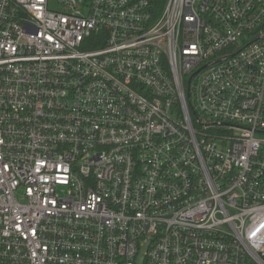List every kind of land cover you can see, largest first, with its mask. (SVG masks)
Instances as JSON below:
<instances>
[{
  "label": "built area",
  "instance_id": "built-area-1",
  "mask_svg": "<svg viewBox=\"0 0 264 264\" xmlns=\"http://www.w3.org/2000/svg\"><path fill=\"white\" fill-rule=\"evenodd\" d=\"M0 264H264V0H0Z\"/></svg>",
  "mask_w": 264,
  "mask_h": 264
},
{
  "label": "trees",
  "instance_id": "trees-1",
  "mask_svg": "<svg viewBox=\"0 0 264 264\" xmlns=\"http://www.w3.org/2000/svg\"><path fill=\"white\" fill-rule=\"evenodd\" d=\"M149 1L156 14L159 13L164 8L167 2V0H149Z\"/></svg>",
  "mask_w": 264,
  "mask_h": 264
}]
</instances>
